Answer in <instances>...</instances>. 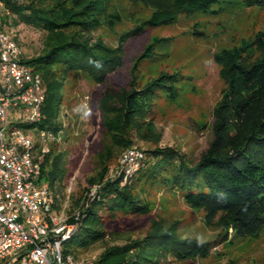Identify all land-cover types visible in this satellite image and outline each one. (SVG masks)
Returning a JSON list of instances; mask_svg holds the SVG:
<instances>
[{"label": "trees", "instance_id": "1", "mask_svg": "<svg viewBox=\"0 0 264 264\" xmlns=\"http://www.w3.org/2000/svg\"><path fill=\"white\" fill-rule=\"evenodd\" d=\"M3 2L9 10L6 14L0 9L4 24L24 23L44 33L39 53L23 61L42 77L45 88L42 118L21 126L27 131L47 129L56 134L67 115L62 113V107L68 74L81 72L95 83H104L123 64L128 38L142 27L121 33L116 43H107L101 36L93 40L91 32L102 27L105 19L109 24L119 19L116 13H107L109 0ZM177 2L179 11L204 8L209 0ZM174 14L155 11L146 22L155 24L174 18ZM159 39L154 38L145 52L133 60L129 88H123L117 99L114 94L109 98L105 92L98 101L101 148L92 155L94 169L85 180L88 187L96 189L91 197L77 201V229L63 243V252L78 258L101 245L103 248L92 264H163L168 257L193 259L208 255V242L184 237L177 230V219L169 222L167 218L151 216L145 229L136 236L131 231L122 234L110 228L111 223L122 217L150 215L151 197L155 195L160 198L176 192L194 207L229 206L235 208L233 219L237 220L245 214L254 217L264 210V53L251 63L239 61L237 50L222 57L225 86L214 106L213 137L198 159L189 158L173 147H155L126 180L117 161L114 173L110 174V164L123 149L134 144L133 134L146 138L154 131L144 101L160 89H166L172 98L175 96L176 73L162 72L143 82L136 70L141 58H151L154 51L149 48ZM62 139H68L66 129ZM48 146L41 161L40 179L51 188L57 203L67 175V151L59 141H49ZM69 220L74 221L72 216ZM108 237L123 240L108 244Z\"/></svg>", "mask_w": 264, "mask_h": 264}, {"label": "rangeland", "instance_id": "2", "mask_svg": "<svg viewBox=\"0 0 264 264\" xmlns=\"http://www.w3.org/2000/svg\"><path fill=\"white\" fill-rule=\"evenodd\" d=\"M177 1L109 0L107 13H116L119 19L115 18L113 24L105 19L102 27L91 32L93 40L101 36L107 43H116L121 33L142 27L125 43L123 64L102 84L81 72L68 74L62 107V113L67 114L63 121L68 124V139L60 141L67 151V175L55 207L62 217L77 211V201L84 196L91 197L96 189L88 187L85 180L94 169L91 157L101 148L99 99L105 92L109 98L114 94L117 99L123 88H129L132 62L145 52L154 38L160 39L149 48L154 51L151 58L142 60L144 56L136 66L139 77L145 82L165 72L176 73L177 78L173 84L174 98L166 89H160L150 100L144 101L155 128L146 138L133 134L132 146L145 150V157L152 148L173 147L189 158L198 159L213 137L214 106L225 86L222 57L236 50L238 60L245 63L262 57L264 0H209L204 8L179 11ZM155 11L175 12L174 18L155 24L146 22ZM5 26L15 34L25 58L39 53L43 31L24 23L9 22ZM85 95L89 96L88 107L83 105ZM20 114V110L10 113L9 128L23 122ZM31 137L39 142L36 131L31 132ZM116 161L110 164V174L116 169ZM151 201L150 215L122 217L111 223L110 228L122 234L131 231L136 236L145 229L151 216L167 218L169 222L177 219V230L184 237L198 238L208 242L209 247L205 257H168L163 264H264V210L254 217L245 214L237 220L233 219L235 208L209 204L194 207L176 192L160 198L152 196ZM122 240L108 237L107 243L119 244ZM102 248L97 245L80 258L93 261Z\"/></svg>", "mask_w": 264, "mask_h": 264}, {"label": "built area", "instance_id": "3", "mask_svg": "<svg viewBox=\"0 0 264 264\" xmlns=\"http://www.w3.org/2000/svg\"><path fill=\"white\" fill-rule=\"evenodd\" d=\"M0 9L9 14L3 0ZM24 58L15 34L0 17V264H92L63 252V243L77 229L79 212L62 217L55 210V194L40 179L48 142H60L68 124L63 121L56 134L21 126L42 118L45 100L42 77ZM88 99L85 95V107ZM16 110L23 122L9 128V115ZM32 131L37 132L38 143ZM144 157L143 149L136 146L120 152L118 168L124 180L143 164ZM71 216L74 221L69 220Z\"/></svg>", "mask_w": 264, "mask_h": 264}]
</instances>
